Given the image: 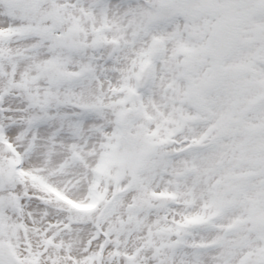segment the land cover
I'll return each mask as SVG.
<instances>
[{"label":"snow or ice","instance_id":"6c2138e0","mask_svg":"<svg viewBox=\"0 0 264 264\" xmlns=\"http://www.w3.org/2000/svg\"><path fill=\"white\" fill-rule=\"evenodd\" d=\"M0 264H264V0H0Z\"/></svg>","mask_w":264,"mask_h":264}]
</instances>
